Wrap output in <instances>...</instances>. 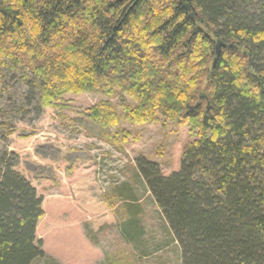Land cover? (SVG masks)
Instances as JSON below:
<instances>
[{"label": "trees", "instance_id": "trees-1", "mask_svg": "<svg viewBox=\"0 0 264 264\" xmlns=\"http://www.w3.org/2000/svg\"><path fill=\"white\" fill-rule=\"evenodd\" d=\"M5 70L20 71L47 112L2 137L14 141L0 147V264L46 258L43 176L27 164L51 162L37 148L59 141L58 103L82 92L121 97L134 122L162 114L198 129L179 172L138 160L182 264H264V0H0ZM91 112L104 128L120 122L112 102ZM94 185L82 176L75 186L94 213L89 231L115 222Z\"/></svg>", "mask_w": 264, "mask_h": 264}, {"label": "rangeland", "instance_id": "rangeland-1", "mask_svg": "<svg viewBox=\"0 0 264 264\" xmlns=\"http://www.w3.org/2000/svg\"><path fill=\"white\" fill-rule=\"evenodd\" d=\"M39 101L38 91L30 89L20 71L3 72L0 147L12 145L13 135L2 139L11 130L26 131L39 123V114L47 112L39 108ZM108 101L115 105L120 122L104 128L91 109ZM122 103L119 96L90 92L67 93L58 103L59 118L53 123L59 141L37 148L51 162L27 164L43 176L38 197L44 216L38 222L36 242L46 258L34 264H182L181 246L149 191L138 160L157 163L167 177L179 172L183 152L198 138V129L162 114L153 121H131ZM82 176L94 179L92 192L108 202L115 216V222L97 231L86 230L94 213L75 189ZM130 222L134 229L127 225Z\"/></svg>", "mask_w": 264, "mask_h": 264}, {"label": "water", "instance_id": "water-1", "mask_svg": "<svg viewBox=\"0 0 264 264\" xmlns=\"http://www.w3.org/2000/svg\"><path fill=\"white\" fill-rule=\"evenodd\" d=\"M225 46L224 43L222 41H219L216 45V50H217V55L220 53L221 48ZM232 47V46H231ZM203 98V96H201V99ZM192 111L194 110V108L191 109Z\"/></svg>", "mask_w": 264, "mask_h": 264}]
</instances>
